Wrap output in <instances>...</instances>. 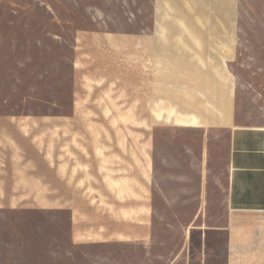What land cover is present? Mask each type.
Here are the masks:
<instances>
[{"label": "crops", "instance_id": "obj_1", "mask_svg": "<svg viewBox=\"0 0 264 264\" xmlns=\"http://www.w3.org/2000/svg\"><path fill=\"white\" fill-rule=\"evenodd\" d=\"M139 92L88 161L101 210L79 201L78 112L0 114V264H264V124L188 90L160 126L157 69Z\"/></svg>", "mask_w": 264, "mask_h": 264}, {"label": "rangeland", "instance_id": "obj_2", "mask_svg": "<svg viewBox=\"0 0 264 264\" xmlns=\"http://www.w3.org/2000/svg\"><path fill=\"white\" fill-rule=\"evenodd\" d=\"M156 69L160 126L188 90L208 112L230 94L244 123L264 124V0H0V114L78 112L84 207L111 201L94 198L88 161L101 163L109 122L135 125L141 75Z\"/></svg>", "mask_w": 264, "mask_h": 264}]
</instances>
